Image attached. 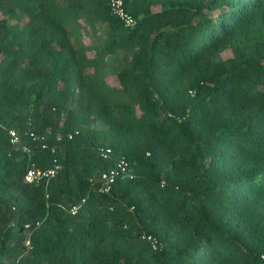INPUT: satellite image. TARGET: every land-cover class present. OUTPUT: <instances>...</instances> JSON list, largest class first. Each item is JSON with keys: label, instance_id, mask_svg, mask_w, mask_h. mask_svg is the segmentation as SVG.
<instances>
[{"label": "trees", "instance_id": "16d2710c", "mask_svg": "<svg viewBox=\"0 0 264 264\" xmlns=\"http://www.w3.org/2000/svg\"><path fill=\"white\" fill-rule=\"evenodd\" d=\"M124 1L0 0V264H264V0Z\"/></svg>", "mask_w": 264, "mask_h": 264}, {"label": "built area", "instance_id": "2783aa9c", "mask_svg": "<svg viewBox=\"0 0 264 264\" xmlns=\"http://www.w3.org/2000/svg\"><path fill=\"white\" fill-rule=\"evenodd\" d=\"M111 11L114 15L119 17L125 24V26L130 27L135 25L136 18L130 14L125 8L124 0H110L109 2ZM3 129H7V132L10 137V141L13 144L21 145L23 151H25L30 157L33 153V148L29 144L22 143L21 135L14 128H6L4 124L0 121V132ZM79 131L75 130L74 132H69L67 134H58L56 139L57 141H62L65 137L72 139ZM28 136L40 145L42 149L50 150L52 153H56L57 146L55 144H50L47 138V134L37 133L34 130L27 132ZM111 148H102L101 153L104 157H107L111 153ZM62 164L59 162L58 158H53V164L50 167H41L37 165L34 160H30V164L25 173V181L28 183H36L40 181L49 182L54 178L59 170L61 169ZM132 176L129 171V163L126 159L119 160L115 166L107 170H101L100 172L95 173L91 176L90 181L98 183V190L102 193H108L112 190L113 184L119 176ZM79 211L78 205H73L71 207V212L76 214ZM28 227V225H26ZM151 239V236H148ZM27 244H30V241H27ZM153 245L156 247V240L153 239Z\"/></svg>", "mask_w": 264, "mask_h": 264}, {"label": "rangeland", "instance_id": "374dc122", "mask_svg": "<svg viewBox=\"0 0 264 264\" xmlns=\"http://www.w3.org/2000/svg\"><path fill=\"white\" fill-rule=\"evenodd\" d=\"M98 35H99V33H98ZM112 70H114V69L112 68ZM110 81L111 82H114V79H113V75L112 74L110 75Z\"/></svg>", "mask_w": 264, "mask_h": 264}]
</instances>
